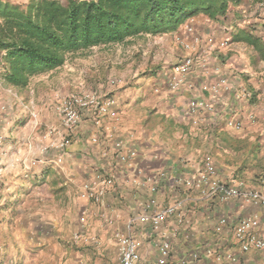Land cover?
Returning <instances> with one entry per match:
<instances>
[{
  "label": "crops",
  "instance_id": "1",
  "mask_svg": "<svg viewBox=\"0 0 264 264\" xmlns=\"http://www.w3.org/2000/svg\"><path fill=\"white\" fill-rule=\"evenodd\" d=\"M247 1L220 22L204 17L193 20L203 39L211 36L216 42L226 39L229 43L206 50V68L195 65L177 87L170 85V77L174 62L184 54L175 43L176 35L184 36L182 26L158 37V43L150 42L153 53L146 56V79L131 80L120 89H97L103 79H90L80 69L79 74L63 77L60 95L31 89L25 98L1 85L0 69V97L7 105L0 111V264H115V231L138 241L136 264H158L160 235L149 221L132 227L127 223L151 197L160 206L182 201L177 213L162 224V230L171 234L166 264H218L216 255L225 253L236 254L241 264H264V250L241 253L233 237L240 219L257 216L255 232L264 238L262 208L236 198L223 200L219 194L203 197L183 181L194 178L204 155L211 154L215 178L234 183L230 185L244 182L235 173L249 152L244 140H257L260 153L264 152V57L236 40L240 31H247L264 44V0ZM222 77L227 78L229 90L222 85L213 91L202 89L203 84L214 85ZM97 90L117 99L115 116H101L95 125L90 114L84 113L79 125L64 128L55 108L57 98ZM195 96L211 102L218 112L186 115L188 101ZM228 120L240 121V129L227 127ZM48 125L59 133L46 136ZM108 134L122 139L123 149H135L136 157L120 162ZM93 135L97 142H92ZM226 135L244 139L236 161L226 151L230 141ZM62 136L68 139L64 148L51 145ZM161 170L165 176L158 180L156 192H151L145 177ZM97 171L115 181L100 202L79 193L80 184L91 181ZM221 218L226 223L218 231ZM76 233L96 239L97 244L74 240ZM205 247L211 252H203ZM192 252H198V258H192Z\"/></svg>",
  "mask_w": 264,
  "mask_h": 264
},
{
  "label": "trees",
  "instance_id": "2",
  "mask_svg": "<svg viewBox=\"0 0 264 264\" xmlns=\"http://www.w3.org/2000/svg\"><path fill=\"white\" fill-rule=\"evenodd\" d=\"M255 1L262 0L247 2L251 4ZM243 2L0 0L1 79L5 85L22 94L30 89L46 93L63 70L67 72L63 76H67L72 74L68 72L72 64H82L78 63V55L86 57L94 49L98 50V67L82 66L90 79L98 82L100 76L105 80L107 73L103 74V71L108 72V68L128 76L126 81L143 77L146 79L149 71L146 69V61L143 65L141 61L143 56H151L153 53L152 48H148L150 42L158 43V37L176 31L197 17L220 22ZM236 40L250 45L264 57V44L259 37L240 31ZM136 74L139 76L131 77ZM226 137L230 140L226 151L236 161L239 142L244 139L239 141L233 135ZM244 142L249 152L235 173H240L238 177L246 182H255L258 189L264 192V152L260 153L261 146L257 140L256 143L246 139ZM233 151L235 154H232Z\"/></svg>",
  "mask_w": 264,
  "mask_h": 264
},
{
  "label": "built area",
  "instance_id": "3",
  "mask_svg": "<svg viewBox=\"0 0 264 264\" xmlns=\"http://www.w3.org/2000/svg\"><path fill=\"white\" fill-rule=\"evenodd\" d=\"M193 20L188 21L182 26L181 32L184 36H175V43L184 51V54L178 57L172 66V75L170 77V85L177 87L184 82L185 75L199 64L200 67L206 68L205 51L210 48H225L228 45L226 39L216 42L213 37L208 36L206 39L201 37L197 31ZM187 37V38H186ZM120 80L111 79L112 84ZM218 85H222L225 90H229L227 78L222 77L214 85H202V89L217 90ZM243 95L247 92L242 90ZM117 99L112 95L102 94L99 91H83L71 93L60 99L56 105V111L61 117V123L64 128L73 129L83 119L84 113H89L91 120L95 125L101 122V116H115V107ZM7 109L6 103L0 97V111ZM264 110V109H263ZM217 113L215 106L201 97H192L189 99L186 109V115H196L198 113ZM34 115V114H33ZM253 118V116H250ZM226 126L235 130L240 129V121L228 120ZM58 129L52 125H48L45 135L51 136ZM109 138H113L112 134H108ZM92 142H97L98 137L93 135ZM2 141V137H1ZM0 141V160L3 154L2 143ZM114 147L117 149V158L120 162H129L136 157L135 149L124 147L122 139L113 138ZM68 143V139L64 136L58 142L52 143L56 148H64ZM264 149V145H263ZM58 161V159H56ZM216 164L211 154H205L202 159V167L198 170L194 178H187L184 184L189 189H196L201 192L203 197H212L220 195L223 200L240 199L244 203L259 205L263 211L264 220V192L258 188H249L244 182H238L230 185L222 180L215 178ZM165 176L164 171H158L157 174H147L145 181L151 192H156L158 188V180ZM115 181L112 176L97 171L93 175L91 181H85L80 184L79 193L82 197L100 202L106 194L114 188ZM181 200H175L167 205L160 206L155 197L149 198L143 204V211L131 216L127 223L132 227L136 223L150 222L152 229L160 235V243L158 245V264H166L171 254V234L162 230V224L165 220L175 215L180 209ZM226 223L225 218H221L216 230H220L221 226ZM264 225V221H263ZM259 226V218L257 216H248L240 219L233 228V237L239 245L241 253H247L251 249L264 250V238L258 236L255 229ZM117 242L118 259L115 264H136L138 259V241L133 236L120 231L114 232ZM74 240H84L97 244L96 239H88L83 235L76 233L73 235ZM203 252L210 253V249L205 247ZM192 258H198V252L191 253ZM218 264H241L236 254L225 253L217 254Z\"/></svg>",
  "mask_w": 264,
  "mask_h": 264
},
{
  "label": "rangeland",
  "instance_id": "4",
  "mask_svg": "<svg viewBox=\"0 0 264 264\" xmlns=\"http://www.w3.org/2000/svg\"><path fill=\"white\" fill-rule=\"evenodd\" d=\"M97 53H98V50L97 49H94L92 52H90V54L89 55H87L86 57H82V56H80V55H78V57H77V59H78V63H82V64H78V65H76V64H72V68L71 69H69L68 70V72L69 73H72V74H79V71H80V69H83L82 70V75H84V73H85V71H86V69L83 67L82 68V66H83V64L84 65H90V66H97L98 67V65L96 64V63H98V55H97ZM77 59L75 60V63H77ZM71 61H74V59L73 60H71ZM145 61H146V56H143V58H142V64L141 65H143L144 63H145ZM70 65H71V63H70ZM66 69H68V68H66ZM109 70H108V72L106 71V72H104L103 71V74H106L107 73V75H105L106 77H105V80H103V81H101V84H102V86H97V89H101V87H102V90L103 91H106V88L105 87H109L110 89H120L121 87H123V85H125L126 83H130V81H126V79H128V76L127 77H125V75H123V74H120V72L118 73L117 72V70L116 69H111V68H108ZM85 70V71H84ZM113 71V73L111 74V71ZM64 71H66V70H63L61 73H60V75H58V77H59V82H58V80H55V82L53 83V84H51L50 85V89L46 92V93H48L49 95H50V93H53V95H60L61 94V91H59V89L61 88V84H62V79H63V73H67V72H64ZM102 71V70H101ZM100 71V72H101ZM109 73V74H108ZM133 74H135V73H133ZM99 75V74H98ZM137 76H139L138 74H136L135 76H131L132 78H136ZM130 77V78H131ZM111 79H114V80H120V82L119 81H117L116 83H114V84H112L111 82H110V80ZM56 82H58V83H56ZM6 90L7 89H13V88H11L10 86H7V85H5V84H1ZM35 89V88H34ZM79 89V88H78ZM74 90H77L76 88L74 89ZM30 91H32L31 89H30ZM40 91V90H39ZM39 91H37L36 89H35V92L36 93H38ZM98 91V90H97ZM43 94H45V92L43 93ZM29 91H26V93H23V96L25 97V98H29ZM65 95H63V96H59V98L60 99H62L63 97H64ZM60 99H58L57 98V100L55 101V102H58ZM230 184H234L233 182H229ZM244 184L247 186V187H249V188H259L258 187V185H256L255 184V182H246L245 180H244Z\"/></svg>",
  "mask_w": 264,
  "mask_h": 264
}]
</instances>
